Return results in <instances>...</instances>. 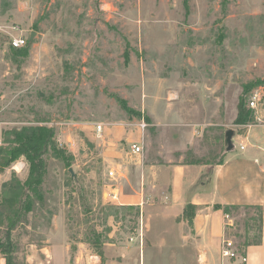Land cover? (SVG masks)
<instances>
[{"label": "rangeland", "instance_id": "1", "mask_svg": "<svg viewBox=\"0 0 264 264\" xmlns=\"http://www.w3.org/2000/svg\"><path fill=\"white\" fill-rule=\"evenodd\" d=\"M240 107L261 129L264 0H0V146L5 131L44 124L68 156L47 157L45 199L12 231L16 263H142L139 209L109 193L140 189L146 165L216 164L226 131L242 132ZM120 127L140 136L141 161L114 139ZM29 171L21 156L0 172V207ZM259 214L232 209L236 249L259 239Z\"/></svg>", "mask_w": 264, "mask_h": 264}, {"label": "crops", "instance_id": "2", "mask_svg": "<svg viewBox=\"0 0 264 264\" xmlns=\"http://www.w3.org/2000/svg\"><path fill=\"white\" fill-rule=\"evenodd\" d=\"M254 127L241 124L242 132L233 137L234 149L226 150L219 164L146 165L140 189L122 198L118 192V202L139 209L140 228L131 240L143 253L142 263L137 255L135 264H151L157 255L165 257L167 264H264V124L256 131ZM126 133L120 127L114 139L136 140H130L131 134L125 137ZM216 205L262 209L259 240L237 249L247 262L223 255L224 238L235 237L230 232L234 220Z\"/></svg>", "mask_w": 264, "mask_h": 264}, {"label": "trees", "instance_id": "3", "mask_svg": "<svg viewBox=\"0 0 264 264\" xmlns=\"http://www.w3.org/2000/svg\"><path fill=\"white\" fill-rule=\"evenodd\" d=\"M250 115V111H244L240 107L235 123H247ZM4 138L7 146H0V172L21 156H24L30 164L28 177L24 181L13 178L5 185L3 202L0 207V228H5L4 231H0V253L6 257V264H17L15 259L18 247L12 237V231L19 223L27 220V215L35 211L37 205L45 199L43 185L48 173L47 157L52 154L55 158L67 162L68 156L66 150L60 147L55 138V128L48 125L39 124L19 130H8L4 132ZM222 160L223 156L217 163H221ZM188 163H200V161ZM216 207L223 208L227 214H231L232 209L241 208L237 205H216ZM244 208L260 210L258 220L259 222L262 220L260 207L245 206ZM186 212L189 211L186 210ZM189 215V220L192 222V213ZM242 247L240 246L238 250H242Z\"/></svg>", "mask_w": 264, "mask_h": 264}, {"label": "built area", "instance_id": "4", "mask_svg": "<svg viewBox=\"0 0 264 264\" xmlns=\"http://www.w3.org/2000/svg\"><path fill=\"white\" fill-rule=\"evenodd\" d=\"M27 42H28V39L26 37L19 36V37L13 38L11 43H12L13 47L21 48V47H24ZM260 99H261L260 93L258 91L255 92L249 101V106L253 109L257 108ZM146 126H147V124L145 122L138 123V127H140V129H145ZM94 130L96 131L97 135L100 138L104 136L103 135L104 134L103 124H95ZM0 142H1V137H0ZM243 147L244 146L241 145V148H243ZM130 149H131V153L133 155L141 158V156L143 154V147L139 142H136V141L131 142L130 143ZM109 175L111 177H114L115 175H118V177H120L122 174L113 169V170H110ZM109 196L112 197V199H114V200L118 199V193H116L115 191H111L109 193ZM222 253L224 256L240 258L243 262H247V256L238 253V250L236 249V246H235V242L232 238H228V237L224 238Z\"/></svg>", "mask_w": 264, "mask_h": 264}, {"label": "water", "instance_id": "5", "mask_svg": "<svg viewBox=\"0 0 264 264\" xmlns=\"http://www.w3.org/2000/svg\"><path fill=\"white\" fill-rule=\"evenodd\" d=\"M35 32L32 34L30 40H33ZM235 136V131L233 129H229L226 131V138H225V144H226V150L231 151L234 149L235 145L233 142V137ZM73 171V169H71Z\"/></svg>", "mask_w": 264, "mask_h": 264}]
</instances>
